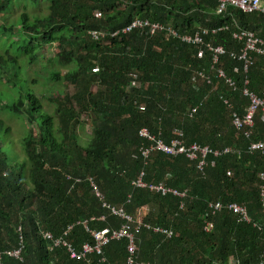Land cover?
Here are the masks:
<instances>
[{"label": "trees", "instance_id": "obj_1", "mask_svg": "<svg viewBox=\"0 0 264 264\" xmlns=\"http://www.w3.org/2000/svg\"><path fill=\"white\" fill-rule=\"evenodd\" d=\"M217 6V0H0V13L21 9L11 24H0V110L23 118L27 126L21 140L24 159L16 161L0 122V252L18 248L22 240L21 261L2 256L0 264H88L71 259L64 248L49 250L39 231L56 238L72 226L67 240L79 251L82 244L93 243L80 223L86 222L89 231L123 224L103 203L141 217L144 224L171 230L167 239L141 229L135 235L136 263L264 264L259 195L264 181L258 178L264 174V153L247 152L250 141L264 140V122L257 113L250 140L236 137L230 125L231 113L241 115L248 104L240 93L244 77L250 91L260 94L264 89V56L255 59L243 79L233 74L240 67L237 61L228 55L220 59L225 74L235 80L231 91L212 72L204 48L148 30L121 33L133 20H147L178 34L205 31V44L236 53L241 47L232 38L236 26L264 36L260 14L230 6L217 14ZM91 31L105 36L94 40ZM52 45L57 52L50 68L40 66V49ZM42 74H47L45 83L73 91L49 95L52 113L43 110L32 89ZM81 115L90 122L86 145L76 134L83 125ZM141 128L159 134L165 143L181 133L186 146L196 143L213 151L231 147L238 154H209L201 171L183 156L155 153L143 163L137 135ZM140 172L145 184L186 192V198L134 188L131 183ZM215 202L245 207L250 223L227 210L212 215L208 205ZM142 209L145 214L139 216ZM207 222L212 224L209 232L204 231ZM126 247V239L110 241L101 255L88 259L92 264H126Z\"/></svg>", "mask_w": 264, "mask_h": 264}, {"label": "built area", "instance_id": "obj_2", "mask_svg": "<svg viewBox=\"0 0 264 264\" xmlns=\"http://www.w3.org/2000/svg\"><path fill=\"white\" fill-rule=\"evenodd\" d=\"M218 6L216 8V13L221 14L224 12L227 6L236 8L240 10L243 14L257 13L264 17V0H217ZM95 16L99 17V13H96ZM133 30H148L149 34L163 33L166 40L178 41L182 44L196 46L199 48H204L210 55V64L211 70L216 76V78L223 80L224 84L231 91L236 90V83L232 77H228L223 68L220 66V59L226 55L232 61H237L240 65L239 68L233 69V74H240V76H245L248 69L253 65L256 58L264 56V36H258L253 32L246 31L243 29L235 27V30L232 32V38L236 42L241 43V47L238 52H227L220 46H211L210 44H205L202 40V35L206 34L205 31H198L192 35L188 34H178L169 26H162L158 23H152L147 20L135 19L128 25L126 28L121 30V33H129ZM215 30L212 31L214 33ZM118 32L111 34L112 37L116 36ZM90 36L94 40H99L105 36L101 31H91ZM201 54V52H199ZM198 77L202 81L208 82V76L203 72L198 73ZM248 85V80L244 77L242 82V87L240 89L241 96L246 98L248 104L243 109L241 115L236 113H231L230 125L235 131L236 137H241L244 140H250L252 137V132L254 129V120L257 113L261 117L260 120L264 122V89L260 94H256L250 91L246 86ZM132 86H135V82H132ZM224 104H227V101L223 100ZM140 109H143L142 106H139ZM196 107L192 108L189 112V117H191L195 111ZM138 137L142 140V144L139 148V155L145 163L147 159L154 153H161L168 157H177L183 156L188 161L197 162L196 168L201 171L205 166V158L207 155L211 154L214 157H217L221 154H238V151L226 147L221 151H213L209 147H201L196 143L186 146L182 140V134L178 133L175 138H172L169 143L163 142L159 139L157 135L151 134L147 128H141L137 132ZM248 153H264V140H258L255 142L250 141L247 147ZM143 172H140L137 179L131 183L134 188H146L152 193L160 194H170L174 197L183 200L186 198V192H179L177 190L165 187L164 185H154V184H145L142 180ZM259 180L264 181V174H259ZM90 185L93 189V194L98 199L102 198V195L95 187V185L90 181ZM259 195H260V205L264 209V183L259 186ZM103 207L109 210V213L117 219L123 221V224L118 229H102L99 231H89L86 227V222L80 224L83 225L84 229L90 234L93 243H84L81 245L79 251L74 250L73 245L67 240V235L72 229V226L67 227L65 232L54 238L49 232L39 231V236L43 241H47L49 244V250H52L57 247L64 248L69 254L71 259L76 260H85L88 264H92L88 259V256L91 254L101 255L102 248L107 245L110 241H117L120 239L127 240V258L126 264H151L148 262H138L136 263V253L137 246L135 244V235L139 233L141 229L150 230L155 234H163L167 237H170L171 233L161 229L158 226H151L144 224L141 221V217L132 218L126 215L121 208L110 207L105 203L102 204ZM183 204L180 203L179 208L181 209ZM208 209L212 215L218 213L222 210L230 211L238 221L250 223V219L247 215L246 208L237 204H227L223 205L219 202L211 203L208 205ZM100 220H104V217H101ZM79 224V223H77ZM255 226V225H254ZM259 229L258 226H255ZM212 229L211 223H205L204 231L209 232ZM20 246L16 249L5 251L4 253L0 252V259L2 256L9 257L14 260L21 261V249H22V240L19 237ZM103 259L101 260V262Z\"/></svg>", "mask_w": 264, "mask_h": 264}, {"label": "rangeland", "instance_id": "obj_3", "mask_svg": "<svg viewBox=\"0 0 264 264\" xmlns=\"http://www.w3.org/2000/svg\"><path fill=\"white\" fill-rule=\"evenodd\" d=\"M45 5H42L41 8V13L43 15L47 14ZM20 14L21 9L18 7L12 8L11 10H9L8 13H0V24L5 22L6 25H9L11 24V22L15 21V19L18 18ZM56 52L57 50L55 48V45H52L51 47L45 46L40 49L39 53L41 54L43 60L39 61V65L48 68V63L50 60H52L53 55ZM52 65H54V63ZM29 74L31 75L30 77L35 80L34 75L32 76L31 72H29ZM36 79L37 83L33 86L32 89L36 96L41 99L43 110L48 113H52L54 110L53 106L47 102V98L52 92L60 91L67 92L70 94L73 92L72 88L69 86L66 87L65 85H54L50 83H45V81L47 80V74L39 75V78ZM3 88L4 87L2 86V84H0V90H2ZM79 119L83 125L77 128L76 134L78 139L80 140V143L86 145L90 139V122L85 115H81ZM0 122H3L4 126H6L7 128V138L12 148V156L15 158L16 161H23L24 157L21 150V140L25 134L27 127L25 120L18 116H9L0 110ZM139 214V216H143L145 214V209H142Z\"/></svg>", "mask_w": 264, "mask_h": 264}, {"label": "crops", "instance_id": "obj_4", "mask_svg": "<svg viewBox=\"0 0 264 264\" xmlns=\"http://www.w3.org/2000/svg\"><path fill=\"white\" fill-rule=\"evenodd\" d=\"M154 154H155V153H154ZM154 185H155V184H154ZM159 185H160V184H159ZM165 187H166V186H165ZM160 228L163 229V230H166V231H168V232L171 233L170 237H167V236H165V235H163V234H161V236H163V237H165V238H167V239L171 238V236H172L173 234H172V232H171L170 229L163 228V227H160ZM158 235H159V234H158ZM231 263H232V261L230 260L228 264H231Z\"/></svg>", "mask_w": 264, "mask_h": 264}, {"label": "clouds", "instance_id": "obj_5", "mask_svg": "<svg viewBox=\"0 0 264 264\" xmlns=\"http://www.w3.org/2000/svg\"><path fill=\"white\" fill-rule=\"evenodd\" d=\"M255 62V61H254Z\"/></svg>", "mask_w": 264, "mask_h": 264}]
</instances>
